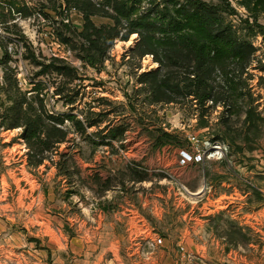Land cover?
I'll return each instance as SVG.
<instances>
[{"label":"rangeland","instance_id":"obj_1","mask_svg":"<svg viewBox=\"0 0 264 264\" xmlns=\"http://www.w3.org/2000/svg\"><path fill=\"white\" fill-rule=\"evenodd\" d=\"M228 2L236 14L226 21L253 48L240 76L250 94L235 97L215 83L217 102L201 106L193 96L150 99L141 75L159 65L153 55L132 51L137 34L118 37L104 63L92 67L80 59L81 45H89L87 23L74 2L0 0V264H115L112 257L129 255L141 233L161 236L178 250L187 237L189 244L197 241L202 218L224 250L261 258L264 122L250 128L244 118L250 99L264 116V36L242 21L251 12L241 0ZM257 19L264 26V12ZM92 20L98 27L111 23L102 15ZM41 103L49 113L43 120L67 131L58 147L43 153L23 136L24 126L13 127L21 116L41 125ZM60 114H74L86 127V120L102 122L82 132L74 121L57 123ZM98 130L116 138L101 144ZM162 132L176 144L155 147L153 136ZM206 197L212 209L203 213ZM134 208L139 212L130 217ZM246 212L253 215L245 222ZM143 217L155 229L138 226ZM128 228L136 235L125 244L106 245L109 231L126 236Z\"/></svg>","mask_w":264,"mask_h":264},{"label":"trees","instance_id":"obj_2","mask_svg":"<svg viewBox=\"0 0 264 264\" xmlns=\"http://www.w3.org/2000/svg\"><path fill=\"white\" fill-rule=\"evenodd\" d=\"M71 2L83 10L86 17L87 26L83 34L89 45H81L80 59L92 67L104 63L108 48L118 37L128 40L132 34H137V43L132 51L138 53L140 57L146 54L153 55L159 65L156 70L141 75L143 79L141 83L144 81L148 83L150 99L172 102L181 95L193 96L201 106H204L210 99L217 102L214 93L215 83L228 86L235 97L250 94V89L246 92L245 86L240 84L242 83L240 76L249 65L253 48L249 42L241 41L232 23L226 21V15L236 14L235 8L228 0H221L222 3L219 4L204 0H71ZM240 4L251 12V15L242 21L250 28L255 25L258 32L264 36V26L260 25L257 19L258 12H264V0H241ZM96 15L109 17L111 23L96 26L92 20ZM232 65L239 66L240 70H237V67L232 69L234 67ZM178 74L183 75L181 80ZM250 100L246 104L244 122L250 128L259 129L263 126L264 116L258 111L254 99ZM232 101L237 103L238 99ZM46 114L49 113L41 103V125L27 117L24 119L23 116L19 117L20 121L16 120L13 124V127L24 126L23 136L41 146L42 153L58 147L67 136V131L51 126L43 120ZM47 116L50 120L57 121L55 116ZM59 116L61 119H58L57 123L63 125L65 120L74 121V124L80 125L79 130L82 132H87V127L91 128L102 122L86 120V127L74 114ZM227 130L230 131V128L227 127ZM103 131L94 132L99 139L101 138V144L108 136L116 138L115 135H102ZM153 139L155 147L176 144L174 136L167 132H162L160 137L153 136ZM98 145L99 143H96V146Z\"/></svg>","mask_w":264,"mask_h":264},{"label":"crops","instance_id":"obj_3","mask_svg":"<svg viewBox=\"0 0 264 264\" xmlns=\"http://www.w3.org/2000/svg\"><path fill=\"white\" fill-rule=\"evenodd\" d=\"M236 190V188H235ZM235 193H231L230 196L233 197ZM224 195L220 194L219 197H214L213 199V210L216 211L218 208V201L221 200V198ZM210 197L205 198V202L203 204V209H205L203 213H207L208 210L212 209L207 207L208 200ZM200 210H203L202 207L199 208ZM264 211V207L261 209ZM134 212H139L138 210H132L131 215ZM202 212V211H201ZM139 214V213H138ZM205 215V214H203ZM248 215H253L252 212H246L244 215L245 222L248 221ZM142 216V215H141ZM157 216V215H156ZM129 218H126L127 224L131 225V220ZM145 219V217H143ZM252 218V217H251ZM261 219L264 221V217L262 216ZM252 221V220H251ZM207 220L205 218L199 219L197 230L198 232V239L195 242L194 240L191 241L189 244V237H187V240L185 243L179 244L180 246H184L185 249L188 252L195 253L201 257L204 264H264V250H262L261 258H254V257H248L246 255H243L238 250L230 249V250H224V243L220 241L218 238H216V235L213 233L214 229L212 227H208L206 224ZM138 226H142L141 228L147 229L150 231L155 229V227H152L148 220L145 219V221H141V223L138 224ZM129 227V226H128ZM140 230V228H139ZM135 232L134 235H136V231L134 229L131 230V228H128V231H126V236L121 233L115 234L114 231H109L106 236V245L109 248L114 247V245L117 244L123 245L125 242L126 237L130 238L131 235ZM143 237H152L148 236L146 234H139ZM136 239V237H135ZM188 243V244H187ZM133 246H130V248H127V252L129 255L123 256V255H114L112 257V262L115 264H182L181 263V252L180 250H176L173 245L164 238V244L159 247L154 253L148 256H144V254L140 251L139 247L135 242H133ZM132 248V249H131ZM75 264H81V263H75ZM87 264V263H86ZM102 264H111L110 260L107 259L102 262Z\"/></svg>","mask_w":264,"mask_h":264},{"label":"built area","instance_id":"obj_4","mask_svg":"<svg viewBox=\"0 0 264 264\" xmlns=\"http://www.w3.org/2000/svg\"><path fill=\"white\" fill-rule=\"evenodd\" d=\"M216 151L224 152L227 150V147L216 145L214 146ZM224 150V151H223ZM199 157V160L202 158L201 155H196ZM164 244V239L161 236L155 237H142L141 239L137 240V245L140 251L144 254V256L151 255L154 253L159 247ZM179 250L181 252V263L182 264H204L201 257L195 253L188 252L184 246H180Z\"/></svg>","mask_w":264,"mask_h":264}]
</instances>
